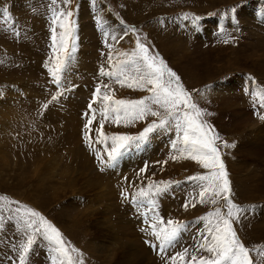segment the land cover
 <instances>
[{"label": "rangeland", "instance_id": "rangeland-1", "mask_svg": "<svg viewBox=\"0 0 264 264\" xmlns=\"http://www.w3.org/2000/svg\"><path fill=\"white\" fill-rule=\"evenodd\" d=\"M3 7L9 9L10 19L0 12V195L40 211L82 253L85 264H165L185 247L194 251L203 229L196 221L215 206L197 204L187 211L182 207L196 191L186 178L205 171L195 162L169 161L163 168L155 163L168 159L174 131L158 130L103 171L83 141L85 113L91 115L88 104L98 84H109L117 99L148 95L99 76L101 66L109 69L107 56L101 55L109 49L96 24L100 17L105 30L117 37L125 28L136 29L119 43L107 38L114 53L130 52L139 36L188 90H197L192 91L194 101L213 114L205 117L207 122L222 141L235 145L221 147L234 202L256 206L234 227L247 247L264 246V144L254 145L251 135L257 130L259 145L264 143L259 129H264V119L244 92L253 87L250 78L264 87V0H71L77 50L60 86L52 83L44 66L51 53L50 0H0ZM185 15L188 20L181 19ZM193 17L200 20L193 24ZM57 92L63 95L52 101ZM93 107L99 108V102ZM155 119L127 127L105 122L104 131L135 135ZM99 120L97 112L93 129ZM90 135L94 141L95 131ZM93 147L102 151L101 145ZM146 163L148 171L138 177ZM145 177L180 182L159 198V211L165 220H182L188 226L162 255L144 243L151 238L140 231L144 225L134 206L120 195L125 189L133 192V184H146ZM218 206L223 209V202ZM4 223L0 264H10L17 255L12 245L21 237L12 223ZM27 264H50L44 242L38 239Z\"/></svg>", "mask_w": 264, "mask_h": 264}, {"label": "snow or ice", "instance_id": "snow-or-ice-1", "mask_svg": "<svg viewBox=\"0 0 264 264\" xmlns=\"http://www.w3.org/2000/svg\"><path fill=\"white\" fill-rule=\"evenodd\" d=\"M70 4L71 0H50L51 53L44 66L52 83L57 86L62 84L63 74L75 60L77 50V22L72 19L74 12L68 8ZM232 11L235 12L236 9L233 8ZM0 12H3L5 20L10 19L7 7L0 8ZM181 19L188 20L189 17L185 15ZM191 19L192 23L196 24L200 17ZM96 24L103 30L105 47L109 49L106 54L101 53L107 56L109 69L101 66L99 76L107 77L121 88L148 93L139 99H117L109 84H98L95 87L88 104L91 115L85 113L86 123L83 126L82 138L86 146L93 151L101 171L113 167L115 162L129 151L138 150L149 140L151 134L161 129L174 131L176 138L170 142L168 159L156 161L157 165L163 168L169 161L188 160L205 170L186 178L195 183L196 191L185 200L182 207L185 211L190 206L195 208L197 204L215 207L196 221L203 224V229L193 246L194 251L190 253L185 247L169 256L165 264H264V246L247 247L234 227L242 216L256 208L255 205L242 206L233 200L234 191L222 159L221 147L231 148L235 145L222 141L215 127L207 122L205 117L213 114L199 107L194 101L192 91L197 90H188L177 72L170 68L158 53H153L142 43L139 36L136 37L135 47L130 52L114 53V45L107 43V38L111 36L114 42L119 43L129 32L135 33L136 29L125 28L123 35L117 37L105 30V21L100 17H96ZM224 43H228V40L225 39ZM250 83L253 87H245L244 92L251 95L253 105L261 109V118L264 119V87H259L251 78ZM61 95L63 92H57L51 100L56 101ZM98 102L100 107H93ZM43 107L47 108L48 104ZM97 112L100 116L99 127L93 129ZM148 117L157 119L135 135H109L104 131L105 122L127 127L145 121ZM93 131L96 133L94 141L90 135ZM94 143L101 145L102 151L95 149ZM148 168L149 164L146 163L139 169L137 176H143ZM145 179L146 184H133V192L129 193L125 189L120 195L126 203L134 206L136 214L141 218L144 227L140 228V231L151 238L145 239L144 243L150 248L158 249L162 255L168 248L176 245L188 226L182 220H165L159 211V198L180 182L154 181L148 177ZM221 201L223 209L218 206ZM0 213L6 214L0 215V229L5 227L4 222L7 220L13 224L15 232L21 237L17 244L12 245L17 255L10 259V264L15 260H18V264H27L29 254L37 245L38 239L44 242L50 264H85L82 253L66 242L60 230L40 211L0 195Z\"/></svg>", "mask_w": 264, "mask_h": 264}, {"label": "bare ground", "instance_id": "bare-ground-1", "mask_svg": "<svg viewBox=\"0 0 264 264\" xmlns=\"http://www.w3.org/2000/svg\"><path fill=\"white\" fill-rule=\"evenodd\" d=\"M79 30H80V29H79ZM242 32H243V31H242ZM257 55H258V54H257ZM218 89H219V87H218ZM222 91L224 92L225 90L223 89ZM263 124H264V123H263ZM259 129H260L261 131H264V129H262V128H260V127H259ZM251 133H252L251 135L254 136V138H255V141H253V142H254V145H256V146H263L264 143H262V144H260V145H259V143H258V136L260 135V134L258 133V131H257V130H252ZM262 133H263V132H262ZM252 136H251V137H252ZM247 139H248V138H247ZM251 142H252V141H251ZM253 142H252V143H253ZM249 143H250V142H249ZM252 143H251V144H252ZM250 149H251V148H250ZM262 151H263V150H262ZM154 157H155V156H154ZM122 170H123V169H122ZM88 245H90V244H88ZM87 247H88V246H87ZM90 249H92V247H90ZM109 254H110V253H109ZM112 254H113V253H112ZM112 254H111V255H112ZM110 257H111V256L109 255V256H108V259H110Z\"/></svg>", "mask_w": 264, "mask_h": 264}]
</instances>
